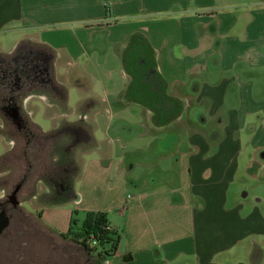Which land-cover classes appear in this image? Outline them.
Segmentation results:
<instances>
[{"label":"crops","instance_id":"crops-1","mask_svg":"<svg viewBox=\"0 0 264 264\" xmlns=\"http://www.w3.org/2000/svg\"><path fill=\"white\" fill-rule=\"evenodd\" d=\"M24 37L53 53L64 111L41 102L81 161L37 209L47 235L72 198L118 236L100 264H264V0H0V49Z\"/></svg>","mask_w":264,"mask_h":264},{"label":"rangeland","instance_id":"rangeland-1","mask_svg":"<svg viewBox=\"0 0 264 264\" xmlns=\"http://www.w3.org/2000/svg\"><path fill=\"white\" fill-rule=\"evenodd\" d=\"M10 44L4 43L1 46L3 49H0V153L3 149L5 153L0 159V200L13 195L21 201L19 206L23 219L27 222L32 220L43 230L44 227L36 219L37 209L42 203L79 191L78 179L73 178L81 165L77 157L78 146L75 145L77 137L71 136L67 126L61 125L58 119H49L41 102L52 104L54 109H61L64 103L62 77L57 72L52 51L44 43L28 37L22 38L11 48ZM23 91L28 94L19 99ZM70 91L69 105L73 104L77 95L75 90ZM90 112L91 109L87 110V113ZM30 115L42 129L58 121L57 132L52 136H43L44 139L39 138L38 143L34 139L32 151L24 152V142L17 138H22L23 132L31 137L33 128L27 122H32ZM70 116L75 117V112H70ZM21 125L26 127L23 131L19 130ZM34 129L37 128L34 126ZM25 153L29 155L28 159L22 158ZM72 179H75L74 184H70ZM72 200L67 199L62 206L70 209L72 217L76 219L72 228L74 231L84 217V211L82 205H78L75 212L76 203ZM54 240L59 244L50 257L54 264L66 262L67 258L70 264H93L94 259L88 257L78 245L66 240ZM40 259L43 260V257L40 256Z\"/></svg>","mask_w":264,"mask_h":264},{"label":"trees","instance_id":"trees-1","mask_svg":"<svg viewBox=\"0 0 264 264\" xmlns=\"http://www.w3.org/2000/svg\"><path fill=\"white\" fill-rule=\"evenodd\" d=\"M147 65V63L145 64ZM153 67L152 65L145 66L144 72H140L141 75H144L147 81V78H149L153 73ZM143 71V70H142ZM139 73V72H138ZM155 83L160 84V79L155 76ZM149 82V81H147ZM27 92L23 91L19 95V99H21L24 95H26ZM2 95H5L2 93ZM154 95V94H153ZM160 94H156L158 96ZM1 98V96H0ZM63 102H64V96H63ZM65 103V102H64ZM64 103L60 110L64 111ZM0 106H2V103H0ZM153 113L155 116L160 115L158 108L152 107ZM163 112V111H162ZM176 112V111H175ZM169 117H172L174 115V112H169ZM172 115V116H171ZM162 116H167L162 115ZM32 126V135H26L23 132V137L17 138L19 141H23V149L24 152H31L34 148V139L38 143L39 138L44 139L43 136H52L54 133L57 132L56 127L51 128L49 130H42L37 124L27 121ZM35 128L37 129H34ZM65 126V125H64ZM25 125H21L19 130L23 131L25 129ZM22 134V133H21ZM34 135V137H32ZM1 136V133H0ZM56 136V135H55ZM23 139V140H22ZM76 145V144H75ZM36 149V148H35ZM5 156L4 150L0 153V159ZM29 155L26 153L22 155V158L28 159ZM39 215V213H38ZM76 220L74 218H70L69 225L64 233H59V236L65 240H67L69 243H73L75 245H78L82 251L88 256L92 257L94 259L93 264H100L105 258L110 257L116 248V243L118 240V236L109 229V226L107 224V221L105 219V215L103 212L100 211H86L84 213V217L80 221V224L75 230L73 231L72 228L75 226ZM123 259H126L124 257Z\"/></svg>","mask_w":264,"mask_h":264},{"label":"flooded vegetation","instance_id":"flooded-vegetation-1","mask_svg":"<svg viewBox=\"0 0 264 264\" xmlns=\"http://www.w3.org/2000/svg\"><path fill=\"white\" fill-rule=\"evenodd\" d=\"M19 205L20 201L11 194L0 200V218L8 217L0 233V264H54L51 258L57 251L58 241L32 220L25 221ZM60 264H70L69 258Z\"/></svg>","mask_w":264,"mask_h":264},{"label":"water","instance_id":"water-1","mask_svg":"<svg viewBox=\"0 0 264 264\" xmlns=\"http://www.w3.org/2000/svg\"><path fill=\"white\" fill-rule=\"evenodd\" d=\"M7 218L8 217H1L0 218V233L7 225Z\"/></svg>","mask_w":264,"mask_h":264}]
</instances>
